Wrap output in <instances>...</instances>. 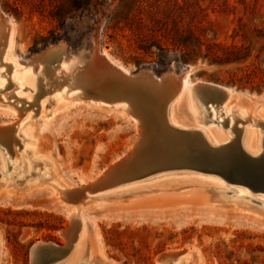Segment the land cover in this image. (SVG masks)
I'll list each match as a JSON object with an SVG mask.
<instances>
[{
    "label": "rangeland",
    "instance_id": "obj_1",
    "mask_svg": "<svg viewBox=\"0 0 264 264\" xmlns=\"http://www.w3.org/2000/svg\"><path fill=\"white\" fill-rule=\"evenodd\" d=\"M71 2L0 0V18L14 26L13 56L22 64L31 63L36 67L41 62L43 65L36 90L31 94L33 98L19 102L11 95L10 64L4 65L0 57V70H6L8 78L3 77L5 91L0 93V264H34L30 251L38 242L65 246L70 236L66 237L63 231L70 226L71 231L75 227L74 232L78 228L68 216L69 210L77 211V208L69 204L84 200L87 204L79 211L85 234L72 251L71 262L83 259L85 253L91 251L95 256L101 254L105 264H157L160 255L177 254L186 249L188 254L182 264H190L192 256L195 264H241L245 260L250 264H264V200L260 203L261 195L240 189L244 195L238 198L236 188L225 184L228 188L223 185L222 191L212 197L215 192L209 189L215 186L210 183L208 186V182L181 172L182 169L142 174L153 165L151 159L168 157L171 148L149 143L147 152L139 150L140 121L147 124L148 139H154L160 132L152 125L153 120L140 116L136 108L128 106V113L122 112L120 103L129 101L140 105L139 99L130 95L123 103L115 104L112 98L105 96L103 102L78 97L54 100L51 96L40 111L42 96L52 95L59 83L60 76H53L55 59H65L66 64L77 61L82 65L75 70L74 81L95 80L101 73L93 77L97 75L93 72L98 73L96 68L83 66L82 62L97 49L108 53L128 73L147 69L159 79L174 73V76L186 74L185 84L189 87L213 83L231 88L233 96L227 105L245 111L252 108L257 114L255 121L264 120V89L251 91L219 81L233 74L242 76L235 65H211L208 59L201 57L196 63L185 64L178 61L176 51L157 48V45L170 48L165 34L171 32L166 35L170 39L173 34L179 37L191 31L201 43L210 46L242 47L249 55L246 64H256L264 71V0H99L97 5L91 4L84 11H72ZM58 8L63 11H57ZM188 9L193 12L190 16ZM55 11L65 17V23L51 16ZM139 44L147 50H140ZM210 51L218 53L219 49L212 47ZM202 52L205 53V45ZM54 56L57 58L47 59ZM79 90L87 97L95 91ZM68 93L71 95L73 91ZM152 97L149 95L150 99L145 100L155 107L150 102ZM196 102L200 112L197 128L216 144L220 139L217 131L221 138L222 130L227 132L225 117L232 110L218 118L219 123L224 120L221 127L210 121L216 117L215 110L212 117L208 116L211 104ZM236 108L233 112H237ZM130 110L140 117L135 113L132 116ZM178 110L183 126L195 125L191 118L194 112L189 105L181 103ZM36 121L37 126L32 124ZM171 123L180 126L173 120ZM232 123L233 139L242 137L250 151L255 152L259 146L264 148V127L245 123L239 117ZM12 129H16L13 150L17 149L18 157L12 156L9 146L14 140ZM250 130L256 133L252 141L246 136ZM168 139L169 144L177 141L172 136ZM19 141L24 145L21 148ZM176 144L172 148L180 149L181 145ZM156 149L162 152L159 154ZM130 151L136 154L132 165L103 183L102 175L106 170ZM42 161L46 165H42ZM51 175L55 179L51 180ZM142 177L143 180L106 189L117 181ZM95 179L101 181L89 190H106L87 194L85 199L87 182ZM19 184L21 189L26 185H42L19 191L21 189L16 187Z\"/></svg>",
    "mask_w": 264,
    "mask_h": 264
},
{
    "label": "bare ground",
    "instance_id": "obj_2",
    "mask_svg": "<svg viewBox=\"0 0 264 264\" xmlns=\"http://www.w3.org/2000/svg\"><path fill=\"white\" fill-rule=\"evenodd\" d=\"M13 27H14L13 24L9 20H6L4 18H0V57L4 61L3 62L4 65L10 64L9 72L12 73L11 77H10V79L12 81V85H11L12 97H14L16 99V101H19V102H21V101L28 102L27 101L28 99L33 98V95H31V94L34 93L36 90L38 77L43 72V65L41 64V62L36 67L34 66V64H31V63L22 64L20 62V59H16V57L13 56V54H12V44H13V34H14V28ZM62 45H64V44H61V46ZM53 47H55V46H53ZM59 48H61V47H59ZM96 48H97V46H96ZM10 56L12 58H10ZM55 58H57V57L54 56V57L47 58V59L52 60ZM5 61H8V62H5ZM65 61H66L65 59H58V58L55 59V61H54L55 66L53 68V76L54 77L60 76V78L57 79V81L59 83L56 84V90L54 92H52V95L50 93H46L44 96H42L43 94L41 95L42 96L41 99L44 101H42L40 103L41 104V107H40L41 110L40 111L44 110V104H45V102L48 103V100L51 96L54 100H62V98L75 100L78 97L81 100L86 98V99H91V100L94 99L95 101H99V102H103L105 100L104 99V96H105V97L112 98L113 101L112 100L111 101L116 104V103L124 101L125 99H127V97H130V95H132L136 99H139L140 97H144L145 99H147V98H149V95H152L154 97H152L150 102L152 103V105L154 104L153 105V106H155L154 108L157 107L161 112L165 113L164 118H163L164 120H163V122H161L164 129H165V127H168L170 129L169 131H174V130L180 131V132L181 131L182 132L199 131L201 133V135L204 137L207 144H209V146H211V147H219L220 145H224L226 143L234 141V139H233L234 136H231V133L233 135V132H231V128L233 126V123L230 124V122H233V120L236 119V117L241 118L242 120H244L245 123L246 122L251 123L253 126L257 125L261 129L264 127V120L263 119H257L255 121L257 114L254 112V110L252 108L249 109V111H245L243 109L236 108L232 104L227 105V102L230 101L232 99V96H233V93L230 91L231 88L220 85V86H222L224 93H222L223 94L222 96H217L216 93L210 92L205 87L206 85L217 87L219 84H213V83H201L200 84L199 83V84L194 85L193 87H189V86H186V84H185V75L186 74H184V75L179 74V75L174 76L175 75V73H174V75L172 74V76H169L167 78H163L164 77L163 76L162 77L163 79H161V78L156 79L149 73V71H145L144 74L142 73L144 75L145 79H142L140 84H138V86H136V88H137V90H136V88H134L135 85L131 84L130 82L127 81V79L124 78L127 75H131L132 73H128L121 65H119L118 63L113 61L110 58L108 53H106V52L101 53L97 49L93 50L90 58L87 61L82 62L83 66L84 65L90 66V67L92 66L93 68L97 69V67H99V66L106 67L107 65H109L107 67L112 69L111 72H107V71L102 72L101 76L96 78L95 80H89L88 81V80H84V79L79 78L78 80L74 81V76H73L74 72L76 69H79V67L82 65H78L79 63H77V61H72L71 63H68V64H66ZM103 63H107V65L105 66ZM6 66H9V65H6ZM6 74H7L6 70H4V71L0 70V80H2V81H0V93L5 91L4 90L5 83H4L3 77L5 79H8V78H6ZM53 80H55V79H53ZM163 82H165L166 85H164ZM118 84H123V86L125 88L128 87V88L132 89V91H130L129 95H125V92L123 91L124 87L122 85H118ZM106 85L109 87H106ZM80 88H81V90L92 89L95 91L91 92L89 94V96L87 97V96L80 94V92H78V91H80L79 90ZM152 89L153 90L155 89V90L152 91ZM70 91H73V93L71 95L68 93ZM23 92H28V94H22ZM67 94H69V95H67ZM8 95H6V97H8ZM202 96H204L206 100H204L202 98ZM154 98L157 101L153 100ZM196 100L197 101L200 100L201 103L206 102V104H211V105H208V110H209L208 116L212 117L213 116L212 114L214 113L213 111L215 110L216 117L214 119H210V121L211 122H217V124H219V125L221 124V127H222V123L224 122V120H222V122L219 123L218 118L225 116V114L229 110H232V112L229 111L231 113L227 114V117H225L227 119V126L225 128L227 130V132L222 130L224 132V136L221 138L220 132L217 131V136H219L220 139H217L216 144L211 143L208 140L207 135L201 129L197 128L199 125L198 121H200V112L197 108ZM181 103H185V105H189L191 110L193 109L194 114H193V117L191 116V118L193 121L192 123H195L194 126H192V127L183 126L185 124H183V122L181 121L182 118H181V116L179 114V110H178ZM215 103H219V105L215 106L214 105ZM120 105L123 108L122 112L128 113V105L125 102L123 104L120 103ZM222 105H223V107H222ZM224 106L226 107V109ZM112 107H113V105H112ZM235 108H236L237 112H233V111H235ZM238 111L240 113L246 114V115L242 117V116H240L241 114ZM129 113L132 114L135 112L130 110ZM132 116H133V114H132ZM172 120L180 126L172 125V123H171ZM150 121L152 122V120H150ZM151 122H149V123H151ZM32 124L36 125L37 121L32 122ZM152 125H155V124L152 123ZM234 125H236V124H234ZM219 130H221V129H219ZM15 131H16V129H12V138H14V140H12V141L10 140L11 143L9 146L11 147L12 156L18 157L19 154L17 151H15L17 149L13 150L14 149L13 146H15L14 145L15 137L13 136V133ZM244 132H245V130H244ZM246 136H248V139H250L252 141L256 137V133L253 130H250V131H248ZM245 137H244V139H245ZM257 140H258V138H257ZM19 143H20V141L17 144H19ZM239 143H240L241 147L249 155H251L253 157H260V155L264 151V148L261 149L260 146L258 147V149H256L255 152L250 151L248 148L245 147L246 144L242 140V137L239 140ZM23 146L24 145H20V148ZM167 158L168 157H163V161H165ZM151 160H152L151 162H154V164H155L157 159H151ZM119 161H124V160L121 159ZM163 161H161V162H163ZM41 164L46 165V163L43 161L41 162ZM124 169L125 168H123L122 170H119L118 172H116L115 174L112 175L110 173L111 169L108 168L106 170V172L104 173V175H102V177L105 178V179H102V182L104 183L105 180H108L111 176L114 177V176L118 175L119 172L124 171ZM181 169H182L181 172L191 173V175H194L195 177H199L200 180L208 182L207 185L210 183V185L215 186V187H211L209 189L210 192L211 191L215 192L212 195V197L215 195H218L219 192L222 191L221 189L223 188V185L227 184L226 181H224V179L222 177L215 175V174L203 173L201 171L191 170V169L186 168V167L180 168V170ZM178 172H179V170H178ZM50 179L52 180L55 178L51 175ZM140 180H143V177L138 178V179H127V180H123L120 182L117 181L116 184L114 183V184L110 185L109 187H107L106 189H111L112 187H116V186L121 185V184H128V183L140 181ZM194 180H196V179L194 178ZM100 181H101V179H95V180H89L87 182V186L85 189L86 191L84 194L85 199L88 198L87 194L91 195V193L95 194V193L102 192V191L106 190V189H104V190L99 189L100 191H95V190H91V189L89 190V188L96 185V183H98ZM39 185H42V184H34L33 186L26 185V187L23 189L19 188L20 184L17 185L16 187L21 189L19 191H29V190H31L34 187H37ZM210 185H208V186H210ZM227 185H230V184H227ZM230 186H234V185H230ZM234 187L236 188V192L238 193L237 194L238 198H242L244 195V193H242V191H240V189H243V191L246 190L247 192H249V190L244 186L239 185V186H234ZM3 188L5 191L9 190L7 187H3ZM3 188H1V190ZM225 188H228V187L225 185ZM237 188H239V189H237ZM254 195H261L260 196L261 200H259L260 203L262 202V200H264V194L256 193ZM218 198L219 197L217 196L216 199H218ZM58 199H60V198H58ZM100 202L101 201H97V203H100ZM66 204H69V203H66ZM84 204H87V203H85V200L80 201L76 204H69V205H75L77 208V211L76 210H69L68 216L70 217L72 222L77 221L76 224H75V222L72 224H74V226L75 225L78 226V228L75 232L73 231L75 229V227H74V229L72 228L73 229L72 230L73 232H72L71 226H70L69 228H67L66 230L63 231V234L66 237L70 236V239L67 241L68 246H69L67 255L62 260L57 261L55 263H51V264H91L92 261L94 262V264H103V263L105 264L106 260L101 256V254H100V256H95L91 251H87L85 253L84 257L82 256L83 255L82 254L81 256L83 257V259L81 258L82 259V260L80 259L81 261L78 260V261L71 262V260H70L71 259L70 255H71L72 251L75 250L79 246V241L82 240V237L85 234V225H83V223H82V216H81V212L79 211L80 207ZM74 239H75V241H74ZM72 242H73V244L71 245ZM0 244H2L1 238H0ZM187 252L188 251L185 249L182 252L177 253V254L164 253V254L160 255L159 259L162 256H175V257L166 258L165 261H163L161 264H182L186 260V256L188 254ZM32 257L34 260V252L33 251H32ZM68 259H69L70 263L68 262ZM88 259H90V261H88ZM159 259H158V261H159ZM158 261H157V264H160V263H158ZM190 264H195V259L193 258V256L191 258Z\"/></svg>",
    "mask_w": 264,
    "mask_h": 264
},
{
    "label": "water",
    "instance_id": "obj_3",
    "mask_svg": "<svg viewBox=\"0 0 264 264\" xmlns=\"http://www.w3.org/2000/svg\"><path fill=\"white\" fill-rule=\"evenodd\" d=\"M103 64L105 66L107 65V63ZM107 66L97 67L95 71L98 73L93 72V74L97 75L93 76V74H91V76L97 77L102 72H111L112 69L108 68ZM145 71L150 70L143 69L137 73H132L131 75L123 77L127 79L128 82L135 85L134 88H136V86L140 84L142 79H145L143 75ZM151 75L154 78L159 79L155 77L154 73L152 72ZM118 85L123 86V84ZM106 87L109 86L106 85ZM205 87L210 92L216 93L217 96H222V93H224L223 88L220 85H218L217 87L206 85ZM123 89L125 95H129L130 91H132V89L128 87H124ZM154 90L152 89V91ZM139 100L141 102L140 105L133 104L129 101H125V103H127L129 107H132V109L136 108L138 114L146 118V120H153V123H155L157 128L160 130L159 136L155 137L154 139L152 137L148 139L147 124L145 122L140 121L141 125L139 138L140 142L142 143L141 145L138 144L140 146L139 150L141 152H147L149 150L147 149V145L149 143H153V146L157 144L163 145L167 149L171 148V152L167 154L169 156L165 161H163V157H159L156 160V163L154 164L153 162V165H150L148 170L144 171L142 174L159 172L164 169H180L186 167L191 170L218 175L222 177L227 184L234 186H244L253 194H264V151L262 152L260 157H253L241 147L238 137H235L234 141L226 143L224 145H220L219 147H211L209 146V144H207L204 137L199 131H169L170 129L168 127H165V129H163L161 122H163L164 120L163 118L165 113L161 112L157 107L154 108L152 106H149L150 103L147 102L144 97H140ZM153 100L157 101L155 98ZM135 116L140 117L137 114H135ZM167 135L177 138V141H175L174 144H169V142H167L169 140V136ZM176 143L181 145L180 149L172 148L177 145ZM156 150H158L159 154L162 152L159 149ZM135 155L134 151H130L126 155V157H124V161H119L117 164L114 163V165L112 164L113 166L111 165L112 167L110 173L113 175L119 170H122L123 168L132 165L136 157ZM136 164L138 163L136 162L135 165ZM68 247L69 246L67 242L65 246H58L52 243L38 242L32 246L30 251V257L33 251L34 264L55 263L57 261L62 260L67 255ZM168 257L175 256H162L159 259L158 263L161 264Z\"/></svg>",
    "mask_w": 264,
    "mask_h": 264
},
{
    "label": "trees",
    "instance_id": "obj_4",
    "mask_svg": "<svg viewBox=\"0 0 264 264\" xmlns=\"http://www.w3.org/2000/svg\"><path fill=\"white\" fill-rule=\"evenodd\" d=\"M97 3H99V0H72L70 9L72 11H84L88 9L91 4L97 5ZM57 11L62 12L63 10L61 11V8H58ZM57 11H55L54 14L51 16L55 18L58 22H61V24L65 23V17H60V15H57ZM186 12L188 15L190 13H193L191 9H188V11ZM166 16H168V13H166ZM197 30L200 31L199 27L197 28ZM190 32H188L189 34L187 33L186 35H182L179 37L173 34L172 37L168 39L169 37H166V35L171 34V32H169L165 34L164 38L169 43L170 48H163L160 47V45H157V48L162 49L163 51L168 49L176 51L178 54V61L185 64H188L190 62L196 63L197 58L201 57L203 59H208V62L211 65H235V68L237 70L242 71V76L235 77L234 74L230 75L231 72H228V74L230 75L229 78L219 80L221 83H227L230 85L237 86L240 89H250L251 91L257 92H261L262 89H264V71H262L258 66H256V64H246L247 60L249 59V55L242 50V47L225 46L222 44H213L212 46H210L205 43H201L198 37H194L193 34H190ZM134 33L135 32H133V34ZM135 35L137 34L135 33ZM204 45L205 53L202 52V46ZM212 47H217V49H219L218 53L210 51ZM138 48L143 51L147 50L144 49V47H141L140 44L138 45ZM256 58H259V56H257ZM241 264L250 263L249 261L245 260Z\"/></svg>",
    "mask_w": 264,
    "mask_h": 264
}]
</instances>
